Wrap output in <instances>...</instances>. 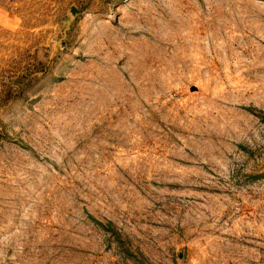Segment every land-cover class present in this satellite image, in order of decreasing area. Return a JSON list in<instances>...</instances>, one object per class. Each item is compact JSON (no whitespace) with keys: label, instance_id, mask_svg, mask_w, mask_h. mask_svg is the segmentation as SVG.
Segmentation results:
<instances>
[{"label":"rangeland","instance_id":"obj_1","mask_svg":"<svg viewBox=\"0 0 264 264\" xmlns=\"http://www.w3.org/2000/svg\"><path fill=\"white\" fill-rule=\"evenodd\" d=\"M0 264H264V0L15 5Z\"/></svg>","mask_w":264,"mask_h":264},{"label":"crops","instance_id":"obj_2","mask_svg":"<svg viewBox=\"0 0 264 264\" xmlns=\"http://www.w3.org/2000/svg\"><path fill=\"white\" fill-rule=\"evenodd\" d=\"M25 0H0V22H4L13 11V7Z\"/></svg>","mask_w":264,"mask_h":264}]
</instances>
